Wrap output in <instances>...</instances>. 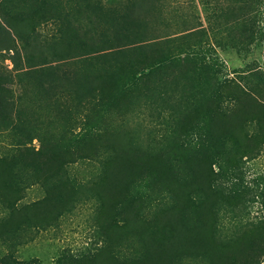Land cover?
<instances>
[{
  "label": "rangeland",
  "instance_id": "1",
  "mask_svg": "<svg viewBox=\"0 0 264 264\" xmlns=\"http://www.w3.org/2000/svg\"><path fill=\"white\" fill-rule=\"evenodd\" d=\"M49 1L47 6L46 0H0L1 23L17 25L20 17L36 25L41 42L72 41L68 58L65 55L69 64L61 69L82 79L68 84L64 74L59 75L51 87L42 74L35 73L39 68L26 71L29 67L14 65L11 56L16 50L0 48V72L11 75L17 91L16 111L21 110L16 127L0 126V257L10 255L32 264H111L112 255L118 264H211L212 255L214 260L218 256L232 260L244 254L249 240L238 236L264 228V124L243 120L244 110L238 113L240 118L220 120L232 127L230 137L224 139L225 159L216 156L215 150L200 154L192 148L187 150V160L179 157L175 169L183 189L155 184L144 166L138 175L123 180L127 166L114 163L111 174L104 177L106 161L114 156L108 150L53 169L37 164L36 152L80 151L83 139L128 129L135 144L155 156L173 142L177 146L182 120L211 98L218 97L225 109H231L238 101L248 100V93L252 99L247 103L260 107L264 104V4L256 5L258 0H146L148 11L137 12L135 0ZM227 7L237 9V19H217ZM135 14L144 17L145 38L157 36L160 42L168 41V34L179 36L203 26L204 39L214 49L209 52L211 61L219 68L217 83L230 80L229 92L204 83L187 85L188 69L182 67L175 70L174 78L160 76L152 94L163 97L136 99L123 114L118 106L102 112L99 94L88 86L103 64L94 52L114 44L107 40L113 34L110 27L116 24H124L120 33L127 32L124 40H130L133 29L139 30L132 27ZM5 17L11 18L5 21ZM251 26L254 35H250ZM86 30L90 32L86 42L100 35L102 43L89 48L83 40ZM15 38L14 49L19 52L23 43ZM80 58L89 60L81 66ZM43 60L48 65L57 63L49 54ZM246 147L252 155L242 157ZM212 179L218 180L230 200L238 191L244 199L231 206L212 193ZM44 199L47 203H39ZM140 222L142 226L137 225ZM204 226L198 245L190 249L198 238L195 228ZM145 231L155 236L150 238Z\"/></svg>",
  "mask_w": 264,
  "mask_h": 264
},
{
  "label": "trees",
  "instance_id": "2",
  "mask_svg": "<svg viewBox=\"0 0 264 264\" xmlns=\"http://www.w3.org/2000/svg\"><path fill=\"white\" fill-rule=\"evenodd\" d=\"M135 2L137 3L134 8L135 11H148L145 6L146 0H135ZM50 3L49 0H46L47 6ZM259 4H264V0H258L256 5ZM236 10L235 7H227L222 10L219 14L220 16L217 15V19L222 18L228 22H230V20L232 21L234 17L237 19L238 13ZM48 11L49 10L46 9L40 12L38 18L43 17ZM9 18L11 17H5V21ZM131 18L134 21L132 22V27L138 28L139 30L133 29L130 36H128L131 37L130 40H124L127 32L125 35L120 33L122 25L124 24H116L110 27L114 35L112 34V38L107 40V42L115 41L114 44L107 48L102 46V49L94 52L97 57L103 59V64H101L102 67L90 77L93 82L88 79L86 80H88L89 91L99 94L101 101L99 105L101 106L100 109L102 112H109L112 107L118 106L121 108V110H119L120 114H123L128 109L129 103L132 102L133 104L137 102L136 99H141V97L145 96L146 98L152 97L153 99H159L160 95L163 97L162 94H156V92L152 94L154 92L153 90H157L155 85L160 81V76L170 74L173 76L172 78H174L176 77L175 70H182V67L188 69L185 73L187 75V85L204 83L210 87H216L223 92H229V85L232 84L230 80L221 84L217 83L219 82L217 78L219 68L211 61L209 52H211L210 50L214 51V49L209 46L204 39L207 31L203 26L199 25V28L195 26L191 30H189V28L184 34L179 36H171V34H168V41L160 42L158 39L161 38L157 36L151 39L145 38L148 32L145 31L147 30L144 26L146 23L142 20L144 17L142 18L141 15L135 14ZM17 20V25L13 24V21H10L9 25L0 22V48L10 51L16 50L11 56L16 67L22 65H24L23 67H29L25 68L26 71L39 68L35 69V73L42 74L40 76L41 79L45 84L51 87L60 79L59 75L62 76L63 74L68 84H75L82 80L81 78L75 79L77 75H70V72H62L61 69V66L64 64H69V59H65V55L70 53V44L73 43L72 41H69V43L55 41L50 44L41 42V40L38 39L39 37H36V25L29 22L27 23V21H24V19L20 17H17ZM69 23L74 25L71 22ZM252 25L254 26V24ZM141 28H145L144 32L140 31ZM247 29L249 28H244V31L246 32ZM250 29H252V26ZM13 30L15 34L12 33ZM92 32L96 34L98 29L95 28ZM89 33L90 32L87 30L83 33V40L87 38ZM250 35H254L253 29L250 31ZM14 36L19 38L23 43V49L19 52L17 48L14 49L15 45H13V39L14 41L16 39ZM90 41L91 42H86L84 40V43L89 48H94L102 43V36L100 38L99 35L97 39L96 37H90ZM121 42L129 43L119 45ZM158 46L164 47L159 48ZM172 46L175 47L172 48ZM47 53L52 57L54 56L57 62L56 64L48 65L47 62L43 60L47 57ZM138 54L141 55L138 56ZM66 58H68V55ZM87 60L89 59L80 58L77 62L83 66ZM185 64L188 65V67L184 66ZM81 70L83 74V69L81 68ZM165 76L163 78H165ZM11 83V75L0 72V126L5 129L16 127L18 124V118L16 117H19L20 120L21 113V110L16 111L17 91ZM174 91L175 90L172 89L171 92ZM143 99L145 98H142V100ZM246 99L248 100H245V102L241 100L238 101L239 104L231 109H225L218 97L214 99L211 98L205 104L200 105V108L195 106L193 112L189 113V116H186L181 122L180 137H182V139L180 138V142L176 140L177 146L175 147L174 144L176 143L173 142L172 145L164 149L165 151L163 150L160 153H156L155 156L153 153L141 150L135 144L131 132L128 129H124L119 132L104 131L100 133L101 135L97 138L83 139L80 151H68L66 153L60 152L56 154L46 149L45 151L36 152L38 155V157H36V163L42 167L46 166L47 168L53 169V167L74 162L79 157L96 158L100 156L103 151L108 150L113 152L114 156L108 158L106 161L105 166L107 170L104 177H108L111 174L109 171L112 169L114 163L127 166L126 169L123 170L124 174L121 175L123 180L133 174L138 175V170L144 166L147 168L151 181L155 184L169 183V185H178L180 189H183L182 187H184L185 184L181 183V179L177 176L178 173L176 174L175 167L182 157H184L185 160L189 158L187 152V150H189L188 148H192L200 154L204 150H215L214 154L221 160L226 158L224 146H227V142H225L224 139L226 136L230 137L232 127L229 126V123L220 124V122H222L220 120L234 116L240 118L238 113L244 110L246 116H244L243 120L250 118L251 120H257L259 123L264 124V104L262 103L260 107H251L249 103H247L252 99L251 95L247 93ZM157 106L159 107L160 105ZM169 107L170 106L167 108ZM200 118L203 119V122H200ZM236 142L242 147L243 144L241 141L236 140ZM178 153L180 155H178ZM202 154H206V152ZM243 155H252L248 147L244 149L242 157ZM165 170H169L168 177L165 174ZM212 174L213 170L210 174V179ZM216 175L218 174L216 173ZM213 182L215 184L211 189L212 193L221 197L223 201L225 200L231 206H233L232 203H240L242 199H244L241 192L238 191L237 194L232 195L230 200V196L224 195L223 191L220 189L218 180H210V183ZM261 193L264 196V188ZM43 202L47 203L45 199L39 203L43 204ZM120 208L124 209L125 207ZM33 213L36 217L39 216L36 210H33ZM179 216L180 214L178 212L177 217L175 216V220L178 219ZM137 225L142 226L143 223L140 222ZM204 229L205 226L195 228V237L198 236V238L191 244L190 249L193 250V248L198 245V241ZM251 232H244L238 236V238L243 236L249 240L244 254L232 260L229 257L225 259L221 256H218L214 260L211 254V264H220L221 261H223L222 264H261L264 262V228H260L253 232V234H251ZM146 233H148L147 235L150 236V238L155 236L154 233ZM191 239L192 238L187 237V240ZM117 262L116 257L112 255L111 264H118ZM0 264H32V262H26L13 256L5 255L0 257Z\"/></svg>",
  "mask_w": 264,
  "mask_h": 264
}]
</instances>
